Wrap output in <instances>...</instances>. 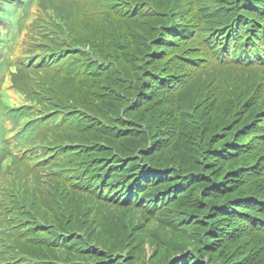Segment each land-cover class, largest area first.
<instances>
[{"label": "trees", "instance_id": "obj_1", "mask_svg": "<svg viewBox=\"0 0 264 264\" xmlns=\"http://www.w3.org/2000/svg\"><path fill=\"white\" fill-rule=\"evenodd\" d=\"M0 260L264 264V0H0Z\"/></svg>", "mask_w": 264, "mask_h": 264}, {"label": "rangeland", "instance_id": "obj_2", "mask_svg": "<svg viewBox=\"0 0 264 264\" xmlns=\"http://www.w3.org/2000/svg\"><path fill=\"white\" fill-rule=\"evenodd\" d=\"M5 84H8L5 94L7 95L8 99L11 101V103H14L16 101V96L13 94V90L10 87L11 84H9L7 81L5 82ZM3 90H2V93H4ZM8 163H9V161H7L6 165ZM135 217H138V216H135ZM154 225H155V223H154ZM158 227H160V226H158ZM158 227H154L148 233V235L153 233V232H156V229ZM184 231H185V229H172V228L161 229L160 228V230L158 231V234H159L160 237H162L163 234L165 233L166 236H167V242H168L169 245H171L172 242H174V244H178V242H182L185 239L184 236H186L187 233H185ZM147 242L148 241L145 238V244H147ZM147 247H149V246H147ZM169 248H170V246H169Z\"/></svg>", "mask_w": 264, "mask_h": 264}]
</instances>
